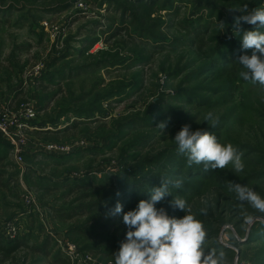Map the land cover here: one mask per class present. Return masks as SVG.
I'll return each mask as SVG.
<instances>
[{
    "label": "rangeland",
    "instance_id": "1",
    "mask_svg": "<svg viewBox=\"0 0 264 264\" xmlns=\"http://www.w3.org/2000/svg\"><path fill=\"white\" fill-rule=\"evenodd\" d=\"M245 5L264 0H0V123L13 133L26 125L31 140L18 161L0 124V239L10 243L14 222L22 245L0 264H79L57 240L76 245L80 264L86 253L115 264L123 214L150 201L161 178L172 184L156 207L200 220L206 252L264 264V213L228 190L231 181L264 198V86L239 75V57L251 55L243 32L255 30L243 21L236 30ZM184 125L239 149L244 170L189 166L174 140ZM105 184L112 209L122 199L131 208L90 210ZM173 197L191 212L173 210Z\"/></svg>",
    "mask_w": 264,
    "mask_h": 264
},
{
    "label": "clouds",
    "instance_id": "2",
    "mask_svg": "<svg viewBox=\"0 0 264 264\" xmlns=\"http://www.w3.org/2000/svg\"><path fill=\"white\" fill-rule=\"evenodd\" d=\"M234 11L247 13L235 19L237 32L241 21L255 26V30L243 32L242 49H250L251 55L239 57L238 62L245 69L239 75L253 84L264 86V31H261L264 29V7L248 12L245 5L242 10ZM205 120L212 121V127L218 123L211 112L206 114ZM158 127L163 131L166 124L162 122ZM174 140L178 153L187 156L189 166L203 164L205 170L209 167L215 170L225 169L231 164L236 173L244 170L243 153L230 143L220 144L209 131H192L189 125H184ZM170 184V179L161 178L160 186L151 191L150 201L141 200L136 209L123 214V223L128 231L125 241L121 242L118 252L114 254L115 264H227L223 251L218 254L215 250L205 251L203 246L207 232L203 223L194 215L185 214L182 218H175L169 216L163 207H156L170 195ZM182 185V179L175 181V187L180 188ZM228 190L234 192L241 203L246 202L258 212L264 213V198L254 189L229 181ZM169 206L173 210L191 212L187 201L180 197H173ZM122 212L123 205L118 202L108 215L115 217ZM246 222L251 224L254 218L248 216ZM261 222L264 223V220Z\"/></svg>",
    "mask_w": 264,
    "mask_h": 264
},
{
    "label": "built area",
    "instance_id": "3",
    "mask_svg": "<svg viewBox=\"0 0 264 264\" xmlns=\"http://www.w3.org/2000/svg\"><path fill=\"white\" fill-rule=\"evenodd\" d=\"M30 116H33V114L31 115V111H29ZM1 126H4L2 128V130L5 132V134L9 137V139H11V141H13V143L16 146V153L14 156H16L18 161H22V156L19 154L20 151H22L23 148L25 147H29L30 145V138L27 136L26 131L27 129H29L26 125L20 124L19 125V129L17 131V133H13L10 131V128L8 127L7 123H0ZM48 150H55L58 149L57 145L55 144H50L47 146ZM26 189V188H25ZM25 197H26V201L28 203L31 202V200H33V196L32 193H30L28 191V189L25 190ZM18 232V227L17 224L14 222L8 223L7 226V236L13 240V238L15 239L16 234ZM58 244L62 250V253L64 254V256L72 261V262H79V264L81 263V260L83 259V255H81L78 252V249L76 247L75 244L68 242V241H63V240H57ZM84 260L87 261L88 264H96V260L94 259V257H92V255L86 253V255H84Z\"/></svg>",
    "mask_w": 264,
    "mask_h": 264
},
{
    "label": "trees",
    "instance_id": "4",
    "mask_svg": "<svg viewBox=\"0 0 264 264\" xmlns=\"http://www.w3.org/2000/svg\"><path fill=\"white\" fill-rule=\"evenodd\" d=\"M108 184H105L104 187V194L106 193V196H104L102 198V200L104 199V201L98 202L97 205H92L90 210L92 211H97L99 214L102 215H106L109 216L108 213L110 212L111 205L109 203H107V199H108V194H107V189H108ZM107 186V187H106ZM126 198V196H124ZM120 203H123V209L124 208H131V202L130 201H124V199L120 200ZM75 211V210H74ZM107 227V226H104ZM10 243H6L5 241H3L2 239H0V260H6V258H8L9 256L13 255L14 252H16V250L21 247V242L19 240H10ZM46 252V251H44ZM55 263V262H53ZM56 264V263H55Z\"/></svg>",
    "mask_w": 264,
    "mask_h": 264
}]
</instances>
